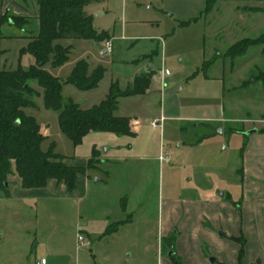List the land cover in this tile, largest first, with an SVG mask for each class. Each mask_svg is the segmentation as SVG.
Returning <instances> with one entry per match:
<instances>
[{
  "label": "rangeland",
  "instance_id": "1",
  "mask_svg": "<svg viewBox=\"0 0 264 264\" xmlns=\"http://www.w3.org/2000/svg\"><path fill=\"white\" fill-rule=\"evenodd\" d=\"M206 8L207 0H102L85 8L94 29L110 37L64 42L73 47L69 60L45 69L66 80L86 60L106 73L91 91L64 85V100L89 109L105 99L113 83L125 90L136 76L147 79L153 93L144 101L120 103L119 113L142 123L136 136L91 132L79 146L62 133L58 114L45 109L42 97L34 99L36 107L27 112L49 129L43 150L54 143L55 152L77 167L86 166L95 149L103 155L109 150L108 157L120 161L101 163V171L80 177L73 194L54 187L28 196L12 187L9 199L0 189V264H35L36 257L49 264H264L263 231H252L248 242L234 243L221 229L210 239L212 222L205 218L209 238L198 242L192 220L187 225L189 203L238 199L242 181L236 169L251 135L244 128L264 120V45L229 56L231 47L246 39L264 41V0H217ZM38 11L37 0H0L1 69L28 70L35 64L34 56L21 50L38 32ZM13 16L29 22L20 28L8 21ZM107 44L113 52L104 54ZM30 84L42 91L36 81ZM156 120L163 129L152 127ZM128 213L133 224L106 234ZM169 225L183 237H167ZM79 235L89 243L83 250Z\"/></svg>",
  "mask_w": 264,
  "mask_h": 264
},
{
  "label": "trees",
  "instance_id": "2",
  "mask_svg": "<svg viewBox=\"0 0 264 264\" xmlns=\"http://www.w3.org/2000/svg\"><path fill=\"white\" fill-rule=\"evenodd\" d=\"M102 0H37L39 29L21 53H30L35 64L28 70L18 68L5 70L0 68V189L6 197H11L10 178L17 175L24 190H40L55 181L63 185L68 194L78 189L80 177H86L90 170L100 171L102 160L100 152L93 156L86 166L68 165L65 157L54 149L51 143L48 150L42 146L49 138V129L38 123L34 115L27 112L36 107L35 98L42 97L46 110L58 114L59 128L74 146H79L91 132H109L118 136L134 137L130 117L116 115L119 99L144 95L149 82L140 76L125 90L113 83L106 98L89 109L82 108L72 100L65 101L64 85H73L79 91L96 89L103 80L106 70L99 66L90 72L86 60L79 61L69 77L59 79L49 73L45 66L64 65L73 49L64 46L61 41L70 39L106 41L110 33H99L93 27V16L86 7ZM217 0H207V12ZM23 28L22 22H29L24 16H13L8 20ZM264 45V41L246 39L231 47L229 56L235 58L244 55L250 47ZM264 52V50H263ZM36 81L39 88L30 83ZM8 183V186L6 184ZM127 198L123 200L126 209ZM124 222L110 225L106 234L114 233ZM174 252V251H173ZM244 255V246L240 250L239 260ZM175 260V254L171 256ZM175 264H181L175 262Z\"/></svg>",
  "mask_w": 264,
  "mask_h": 264
},
{
  "label": "crops",
  "instance_id": "3",
  "mask_svg": "<svg viewBox=\"0 0 264 264\" xmlns=\"http://www.w3.org/2000/svg\"><path fill=\"white\" fill-rule=\"evenodd\" d=\"M71 40L73 39L63 40L61 41V43L64 46H66L64 42L68 43ZM93 69L94 68L90 67L91 71ZM140 71H141V67L139 69V73ZM133 81L129 83V86L133 83ZM152 93L153 92L151 91V89H149L144 95L120 98L119 106L121 101L127 99H138L144 101V98L151 96ZM116 115L120 117H130L132 119L131 128L136 136L137 133L139 132V129L142 126L141 121L137 117H134L132 115H125L119 113V107L116 112ZM160 128L163 129V125H161ZM253 130H256V132L254 133ZM244 131L247 132L250 131L251 135L242 148V153L240 156L241 157L240 169L239 168L236 169L237 175L240 177V180L242 181L241 182L242 187H240L239 189L237 188V191L238 193H240V195L236 200L230 195L228 196V198L231 197L230 200L227 201H223V199H221V201L214 200L207 205H205V203H201L197 201H194V203H189V206L187 207V212H188L187 215H189L190 218L189 217L187 218V225L192 220L193 227L191 228L192 229L191 231L193 235V240L195 239L199 242L202 240V238H207V237L209 238L208 236L209 233H207L208 230H204L202 226L203 220L205 218H208L210 220L209 222H212L211 226L213 229L209 230L210 239H212L213 236L212 234L216 235V231H218L219 229L224 230L223 236L230 238V240H232L234 243H237L236 241L238 240H245L246 242H248L249 235L253 233L252 231L257 230L259 232L263 231L262 233H264V120H256L252 123L251 122L248 123V125L244 128ZM108 153L109 150H107L106 155L100 153V159L102 160V165L111 162L120 161L116 159V157L109 158ZM101 170L102 169L100 166V171ZM106 173L108 174V172ZM12 187L16 188V190L21 194L28 196L35 195L37 191H39V190L22 189L20 184V179L17 175H13L10 178V193ZM54 187H61V190H65V187L63 185H58L55 181L50 182L48 187L45 188L44 190L49 188L54 189ZM19 189H22L23 191ZM222 196H224V194ZM12 198L13 195L11 193V197H9V199ZM194 208L200 210L196 212L195 210H193ZM204 208L209 210L205 211ZM121 210L124 213L130 210V203L128 198L126 203V209L124 210L121 204ZM192 211H195L194 214L195 216H191L193 214ZM128 214H129L128 219L120 220L121 222H124L123 223L124 225L133 224L135 220L133 213H128ZM120 221H116L115 223ZM174 229H175L174 225L167 226L166 228L167 237L170 233H173L179 235L180 237L179 239H181L183 237L181 236L183 232L178 230L175 231ZM183 230L185 231V228H183L182 226V231ZM238 249L239 248H237L236 250ZM38 261L39 259L36 257L35 263ZM48 264H49V260H48Z\"/></svg>",
  "mask_w": 264,
  "mask_h": 264
},
{
  "label": "built area",
  "instance_id": "4",
  "mask_svg": "<svg viewBox=\"0 0 264 264\" xmlns=\"http://www.w3.org/2000/svg\"><path fill=\"white\" fill-rule=\"evenodd\" d=\"M106 52L107 53H112L113 52L112 46L110 44H107V51ZM152 126L154 128L160 127L161 126L160 121H158V120L153 121L152 122ZM78 245H79V249L83 250V248L89 246V243H88V241L86 240L85 237H83L82 235H79L78 236ZM35 264H48V260H47V258H42L41 260H39Z\"/></svg>",
  "mask_w": 264,
  "mask_h": 264
},
{
  "label": "water",
  "instance_id": "5",
  "mask_svg": "<svg viewBox=\"0 0 264 264\" xmlns=\"http://www.w3.org/2000/svg\"><path fill=\"white\" fill-rule=\"evenodd\" d=\"M106 53V51L104 52V54ZM146 71L147 72H151L152 71V66H147V69H146ZM63 82H64V80H63ZM253 132L255 133L256 132V130H253ZM222 133V131L221 130H217L216 132H215V134H221ZM250 133V132H249ZM6 186H8V183L6 184ZM221 195H223V193L221 194ZM220 235L222 236V235H224V233L223 232H220ZM173 255V253H170V256H172ZM211 262H215V259H211Z\"/></svg>",
  "mask_w": 264,
  "mask_h": 264
}]
</instances>
